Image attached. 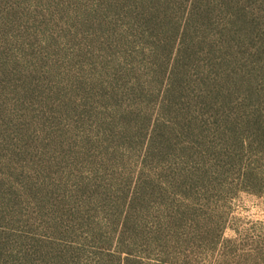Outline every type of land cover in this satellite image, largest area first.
I'll use <instances>...</instances> for the list:
<instances>
[{"label": "rangeland", "instance_id": "1", "mask_svg": "<svg viewBox=\"0 0 264 264\" xmlns=\"http://www.w3.org/2000/svg\"><path fill=\"white\" fill-rule=\"evenodd\" d=\"M0 264H264V0H0Z\"/></svg>", "mask_w": 264, "mask_h": 264}]
</instances>
